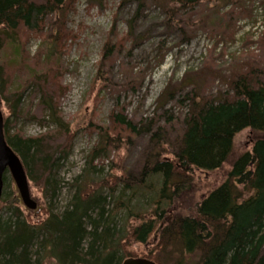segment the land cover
<instances>
[{
  "label": "trees",
  "instance_id": "trees-1",
  "mask_svg": "<svg viewBox=\"0 0 264 264\" xmlns=\"http://www.w3.org/2000/svg\"><path fill=\"white\" fill-rule=\"evenodd\" d=\"M141 1L167 14L168 26L184 25L181 34L190 38L193 18L178 20L175 12L191 11L199 0ZM69 2L0 0V52L10 47L17 53L22 33L43 32L49 18L59 17ZM221 2L232 8L239 0H215ZM48 52L49 57H58L56 48ZM5 76L1 62L0 108L5 103L8 113L3 124L5 140L21 159L30 190H39L47 205L39 209L43 217L31 220L4 176L0 210L6 209L9 216L0 217V264H43L48 259L56 264H122L130 258L161 264L163 256L172 258L173 264H185L191 257L194 264H264V73L262 79L238 76L231 84L233 96L228 98L211 101L191 95L176 148L164 150L158 142L147 151L136 178L108 181L103 167L98 169L94 162L109 156L92 149L85 175L70 186L71 197L57 211L62 185L58 173L69 158L72 137L59 111V82L52 73L32 75L13 93L7 90ZM8 118L13 124L23 119L47 130L31 138L20 130L10 134ZM111 119L117 128L136 132L135 125L122 115H111ZM245 129L263 137L235 160L220 186L196 205L193 215L161 226L151 256L130 255L126 244L149 241L175 197L192 182L190 172L221 168L232 152L235 135Z\"/></svg>",
  "mask_w": 264,
  "mask_h": 264
},
{
  "label": "rangeland",
  "instance_id": "rangeland-1",
  "mask_svg": "<svg viewBox=\"0 0 264 264\" xmlns=\"http://www.w3.org/2000/svg\"><path fill=\"white\" fill-rule=\"evenodd\" d=\"M199 1L191 11L175 12L178 20L193 18L188 40L180 31L185 26H168V15L153 3L71 0L59 17L49 18L43 32L22 33L17 53L10 47L0 52L9 80L7 90L15 93L32 75L52 73L59 82V111L72 137L69 158L58 173L62 185L56 211L71 197L70 186L85 175L92 149L109 156L94 162L98 169L103 167L102 175L108 181L136 178L147 151L158 142L164 150L176 148L191 95L200 94L211 101L228 98L233 96L231 84L238 76L250 74L262 79L264 0H239L232 8L215 0ZM50 47L56 48L57 58L49 57ZM23 101L26 112L28 102ZM1 108L6 120L5 103ZM118 114L132 122L136 132L117 128L111 115ZM8 120L10 134L20 130L31 138L47 130L23 119L14 124ZM261 137L251 129L242 130L235 135L232 152L221 168L191 171L192 182L175 197L157 231L145 245L128 242L127 252L139 258L151 256L161 226L176 217L193 215L196 205L225 180L235 160ZM6 179L17 192L10 175ZM30 191L38 209L32 212L20 203L33 220L43 217L39 209L47 204L39 190ZM8 216L6 209L0 210L2 219ZM171 263L172 258L161 257V264ZM43 264L56 262L48 259ZM185 264H194L193 258Z\"/></svg>",
  "mask_w": 264,
  "mask_h": 264
},
{
  "label": "water",
  "instance_id": "water-1",
  "mask_svg": "<svg viewBox=\"0 0 264 264\" xmlns=\"http://www.w3.org/2000/svg\"><path fill=\"white\" fill-rule=\"evenodd\" d=\"M4 116L0 108V202L3 192V178L5 175H10L12 181L15 184L17 193L21 203L30 211L37 209V204L31 198L29 189V182L27 180L26 171L23 168L21 159H18L12 148L7 145L4 136ZM1 208V206H0ZM122 264H154L153 261L140 258V259H128Z\"/></svg>",
  "mask_w": 264,
  "mask_h": 264
},
{
  "label": "bare ground",
  "instance_id": "bare-ground-1",
  "mask_svg": "<svg viewBox=\"0 0 264 264\" xmlns=\"http://www.w3.org/2000/svg\"><path fill=\"white\" fill-rule=\"evenodd\" d=\"M28 2H29V1H28ZM33 2H34V1H33ZM2 72H3V71H2ZM12 80H13V79H12ZM45 98H46V97H45ZM46 99H47V98H46ZM53 100H54V99H53ZM53 100H52V101H53ZM110 141H111V140H110ZM113 142H115V141H113ZM73 148H74V147H73ZM179 202H180V201H179ZM175 203H176V202H175Z\"/></svg>",
  "mask_w": 264,
  "mask_h": 264
}]
</instances>
